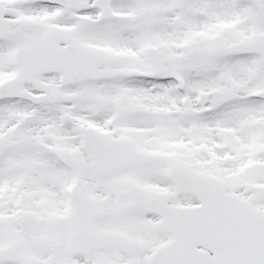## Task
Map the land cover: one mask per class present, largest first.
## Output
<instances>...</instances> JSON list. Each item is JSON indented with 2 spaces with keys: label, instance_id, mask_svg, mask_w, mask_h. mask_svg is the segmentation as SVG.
<instances>
[{
  "label": "snow or ice",
  "instance_id": "6c2138e0",
  "mask_svg": "<svg viewBox=\"0 0 264 264\" xmlns=\"http://www.w3.org/2000/svg\"><path fill=\"white\" fill-rule=\"evenodd\" d=\"M0 264H264V0H0Z\"/></svg>",
  "mask_w": 264,
  "mask_h": 264
}]
</instances>
